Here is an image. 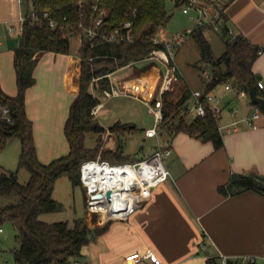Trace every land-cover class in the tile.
<instances>
[{
  "label": "crops",
  "instance_id": "obj_1",
  "mask_svg": "<svg viewBox=\"0 0 264 264\" xmlns=\"http://www.w3.org/2000/svg\"><path fill=\"white\" fill-rule=\"evenodd\" d=\"M30 8L27 0H0V83L12 95L18 91L14 52L21 40L23 17ZM225 14L233 33L241 34L262 50L253 70L264 83V0H229ZM207 26L211 25L204 26L203 32ZM171 35L168 32L167 37ZM80 43L73 52L40 54L34 67L36 81L26 91V112L33 122L38 157L44 162L67 153L70 148L65 123L80 89ZM174 63L178 80L167 89L172 97H179L186 86L191 90L203 88L201 81L193 88L176 57ZM130 66L136 68L115 76ZM164 71L165 65L160 61L131 62L108 73L111 87H116L118 93L108 96L106 89L97 91L103 92L107 99L141 100L152 112L150 105L164 92H161ZM212 91L222 96L220 123L233 121L231 109L237 104L241 106V115L251 114L257 106L249 98V101L239 98L235 90L218 85ZM95 95L99 103L94 114L100 123L97 113L106 100L98 93ZM116 121L127 124L125 132L137 126L117 115L110 124L100 123L106 128L103 146L117 147V134L109 129ZM257 124L254 127L239 121L231 125L230 131L223 129V144L219 147L212 140L185 131H178L170 139L161 132L153 149L159 140L171 149L166 157L171 176L154 187L150 197L123 218L101 217L97 221L87 213L83 219L100 231L83 248V258L92 264H152L149 259L135 262L126 258L130 253L152 249L165 264H207L208 257L221 254L233 259L254 255V264H264V194L254 189L235 194L221 189L233 173L264 174V110ZM153 125L144 127V138H154L145 134V129Z\"/></svg>",
  "mask_w": 264,
  "mask_h": 264
},
{
  "label": "trees",
  "instance_id": "obj_2",
  "mask_svg": "<svg viewBox=\"0 0 264 264\" xmlns=\"http://www.w3.org/2000/svg\"><path fill=\"white\" fill-rule=\"evenodd\" d=\"M27 1L40 14L48 11L50 17L57 21V26L52 27L48 19H26L20 43L14 52L17 93H7L0 83V147L9 138L18 137L21 141L18 167H25L30 173L26 182L20 181L18 169L0 174V198L5 199L0 204V224L4 226L10 223L16 229L18 244L12 249L15 261L23 264H68L74 257H83V248L100 229L91 228L83 218H76L74 224L70 225L64 220L47 222L40 215L62 207L61 202L53 196L58 178L65 176L73 186L81 185V164L95 158L102 143L106 128L93 113L99 99L91 87L110 89L109 72L145 59L156 48H164L162 42L156 41L157 33L170 20L172 13L167 9V0ZM187 1L174 0L176 5H183ZM102 13L103 19L97 24ZM126 21H131L133 40L117 42L105 37L122 28ZM204 26L192 34L201 46L199 61H206L210 67L209 78L202 73L203 88L213 90L222 82H231L237 90L245 89L264 97V90L258 85L259 74L253 70L259 56V46L241 34L230 33L224 12L220 32L225 40V49L214 56L204 35ZM89 29L95 30L93 36L87 35ZM72 32L81 35L83 40L79 46L80 89L72 101L65 123L70 148L67 153L44 162L38 157L33 122L26 112V91L36 81L34 67L40 54L45 51L70 52L69 36ZM171 93L165 90L162 94V133L166 134L167 139L178 131H185L203 140H212L215 147L221 146L223 135L219 128V117L213 110L208 108L205 116L187 119L188 109L185 110L184 106L191 89L186 86L177 98L172 97ZM3 107L9 109V120L3 115ZM126 126L120 121L109 126L111 131L116 132L118 144L114 151H104L103 157L113 162L129 161L131 157L124 153L121 137ZM89 133L97 134L94 146L86 143ZM221 189L231 194L246 189L264 194V174L233 173L227 185ZM235 262L233 258L228 260V264ZM207 264H220V257H208Z\"/></svg>",
  "mask_w": 264,
  "mask_h": 264
},
{
  "label": "built area",
  "instance_id": "obj_3",
  "mask_svg": "<svg viewBox=\"0 0 264 264\" xmlns=\"http://www.w3.org/2000/svg\"><path fill=\"white\" fill-rule=\"evenodd\" d=\"M228 2L229 0H188L182 5V10L188 14L192 23L184 31L172 34L169 38L167 37L162 41L156 39V41L165 45L164 48L154 49L145 59L160 61L165 65L161 92L170 89L174 82L178 80L177 66L174 63L176 50L179 49L188 36L206 24H211L214 29L221 30V23ZM103 15L104 13L98 18L97 24L101 23ZM28 18L34 20L48 19L52 27L57 26V21L50 17L48 11L40 14L35 8L31 7L28 14L23 17V21ZM229 32L233 33L230 27ZM72 34L74 33L72 32ZM94 34V29L87 31V35L93 36ZM74 35L78 36L80 42L83 40L81 35ZM105 37L110 41L117 42L133 40L131 21H126L122 28H117L105 35ZM261 52L262 50L259 49V54ZM205 76L209 78L208 73H205ZM258 85L261 88L264 87L261 79L258 80ZM224 87L226 90H235L239 98H249L251 100L249 92L245 89L237 90L231 82H226ZM105 93L111 96L118 93V89L111 87V89H106ZM186 102L189 103L188 109L194 111L196 116H205L209 108L213 110L217 117H220L222 96L212 90H205L204 88L192 89ZM150 109L154 113L155 122L152 127L145 129V134L159 139L164 120L161 96L150 105ZM2 110L3 115L7 116L9 120V109L3 107ZM95 112L96 107L93 109V113ZM240 112L241 106L239 104L233 106L231 109L233 121L225 124L219 123L220 130L230 131L231 125L239 121L257 127V120L263 115V109L259 104H257L251 114L241 115ZM170 152L171 149L168 146H163L159 140L150 155L138 160L113 162L98 157L83 161L80 168V178L86 192L88 213H98L99 217L107 220L125 217L133 208L150 197L154 187L171 176V171L165 162V158ZM109 189L112 190L110 196L107 194ZM97 194L101 195L96 196ZM3 231L4 226L0 224V233ZM126 258L135 262L149 259L152 264H165L152 249H148L144 253H130ZM230 258L228 255L221 254L220 264H228ZM234 259H236L234 264H254L256 262V256L254 255H242ZM0 264L23 263L15 261L13 258L10 260L0 256ZM68 264H92V262L83 257H74Z\"/></svg>",
  "mask_w": 264,
  "mask_h": 264
},
{
  "label": "rangeland",
  "instance_id": "obj_4",
  "mask_svg": "<svg viewBox=\"0 0 264 264\" xmlns=\"http://www.w3.org/2000/svg\"><path fill=\"white\" fill-rule=\"evenodd\" d=\"M167 9L172 13L170 20L162 25L157 33V39L164 40L167 38L168 32L171 34H177L182 32L191 23V19L188 14L182 10V5H176L174 0H167ZM24 10L27 6L24 4ZM204 35L210 43L211 52L214 56L220 55L225 49V40L219 30L214 29L211 26H207L204 29ZM70 43L72 52L76 50L79 39L78 36L70 34ZM176 62L180 69L189 77L191 84L194 87L199 86L202 73H209L210 67L206 61H199L201 57V46L199 41L194 35H190L182 43L178 50H176ZM199 61V62H198ZM197 62V65L195 64ZM144 64V63H138ZM136 67L130 66L125 70L118 71L115 76L122 75L123 72L133 71ZM206 72H203V71ZM220 87H224V82L219 84ZM191 88L190 86H188ZM94 93H98V96L102 100H106L104 106L97 113V117L101 124L107 125L113 122L114 117H122V119H129L132 123H136V128L131 131H126L122 134L123 139V151L131 158L129 161L145 158L153 152L154 138H144V127L153 125L154 114L149 111L148 105L133 98L113 97L108 98L103 92H98L96 87H91ZM177 91V88L174 90ZM245 101L249 99L245 98ZM195 115L192 110L186 111V118L191 119ZM97 134L89 133L86 137V143L90 146L96 144ZM104 138L100 144L95 158H102L103 152L107 150L114 151L116 148H110L109 146H103ZM21 150V141L18 137H11L7 140L4 146L0 147V174L3 171L18 169V176L20 181L26 182L30 176L29 171L25 167L19 166V154ZM110 160V159H107ZM167 158H165V162ZM56 194L54 195L62 204V207L57 211L47 212L40 215V218L47 222H54L64 220L69 222L70 225L74 224L76 217L85 218L88 210L86 205V192L83 185L73 186L67 177L60 178L56 183ZM4 198H0V204L4 202ZM90 219L100 220L101 217L98 213H88ZM99 219V220H98ZM16 229L10 223L4 224V232L0 233V256L1 258H13L12 249L17 246V240L15 238Z\"/></svg>",
  "mask_w": 264,
  "mask_h": 264
},
{
  "label": "water",
  "instance_id": "obj_5",
  "mask_svg": "<svg viewBox=\"0 0 264 264\" xmlns=\"http://www.w3.org/2000/svg\"><path fill=\"white\" fill-rule=\"evenodd\" d=\"M250 97H251V101H252V102L259 104V105L262 107V109L264 110V97H262V96H260V95H257V94H255V93H253V92H250ZM188 105H189V103L186 102V103H185V106H184L185 110L188 109ZM95 124H97V122H96ZM111 192H112V190L109 189V190L107 191V194L110 196V195H111ZM100 195H101V194H97L96 196H100Z\"/></svg>",
  "mask_w": 264,
  "mask_h": 264
}]
</instances>
